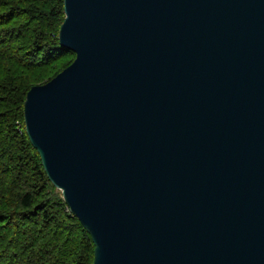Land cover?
Instances as JSON below:
<instances>
[{
  "label": "water",
  "instance_id": "1",
  "mask_svg": "<svg viewBox=\"0 0 264 264\" xmlns=\"http://www.w3.org/2000/svg\"><path fill=\"white\" fill-rule=\"evenodd\" d=\"M72 62L23 104L92 264H264V0H63Z\"/></svg>",
  "mask_w": 264,
  "mask_h": 264
},
{
  "label": "trees",
  "instance_id": "2",
  "mask_svg": "<svg viewBox=\"0 0 264 264\" xmlns=\"http://www.w3.org/2000/svg\"><path fill=\"white\" fill-rule=\"evenodd\" d=\"M63 0H0V264H92L93 243L47 178L24 127L31 86L68 66Z\"/></svg>",
  "mask_w": 264,
  "mask_h": 264
},
{
  "label": "rangeland",
  "instance_id": "3",
  "mask_svg": "<svg viewBox=\"0 0 264 264\" xmlns=\"http://www.w3.org/2000/svg\"><path fill=\"white\" fill-rule=\"evenodd\" d=\"M44 84H45V83H44ZM34 86H36V85H34ZM31 87H32V86H31ZM31 87H30V88H31ZM30 88H29V89H30Z\"/></svg>",
  "mask_w": 264,
  "mask_h": 264
}]
</instances>
